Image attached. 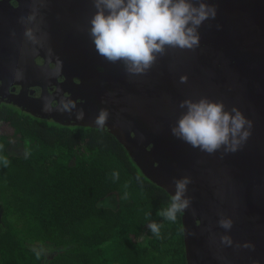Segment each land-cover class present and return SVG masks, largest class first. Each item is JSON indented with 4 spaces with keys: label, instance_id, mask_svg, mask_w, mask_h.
<instances>
[{
    "label": "water",
    "instance_id": "1",
    "mask_svg": "<svg viewBox=\"0 0 264 264\" xmlns=\"http://www.w3.org/2000/svg\"><path fill=\"white\" fill-rule=\"evenodd\" d=\"M84 1L90 21L96 9L93 0ZM208 2L217 13L199 28V46L168 48L146 73L136 75L128 74L122 63H109L95 49L90 66L79 71L82 82L75 85L86 104L77 103L70 115L53 107L42 113L96 125L94 118L106 110L102 127L118 136L145 173L172 194L173 178H190L186 195L191 203L182 211L187 264H264V0ZM53 30L42 27L39 32L50 36ZM16 41L17 47L13 43L5 53L0 37V78L8 83L37 81L47 70L29 46L43 40ZM21 41L27 44L23 52ZM94 59L105 65L104 72ZM201 97L223 101L228 109L235 106L251 121L250 136L235 152L208 154L172 134L184 111L181 101ZM17 104L38 112L31 98ZM81 109L83 119H77ZM222 219L231 220L232 227H221Z\"/></svg>",
    "mask_w": 264,
    "mask_h": 264
},
{
    "label": "trees",
    "instance_id": "2",
    "mask_svg": "<svg viewBox=\"0 0 264 264\" xmlns=\"http://www.w3.org/2000/svg\"><path fill=\"white\" fill-rule=\"evenodd\" d=\"M172 196L111 130L0 103V264H187Z\"/></svg>",
    "mask_w": 264,
    "mask_h": 264
},
{
    "label": "clouds",
    "instance_id": "3",
    "mask_svg": "<svg viewBox=\"0 0 264 264\" xmlns=\"http://www.w3.org/2000/svg\"><path fill=\"white\" fill-rule=\"evenodd\" d=\"M96 9L90 19L89 36L96 52L109 63H122L128 74L146 73L157 57L168 48L194 49L199 46V28L206 20L215 18L217 9L208 0H93ZM35 20V13L21 17V22ZM24 35L35 42L33 28L26 27ZM186 77H181V82ZM74 104L64 105L71 113ZM184 109L172 126V134L193 148L214 154L235 152L250 136L251 121L237 107L228 109L223 101L201 97L185 99ZM81 109L77 119H83ZM106 110H100L94 123L104 126ZM5 166L8 161L4 160ZM118 178L119 173L113 174ZM175 191L170 206L158 213L166 220L175 221L177 213L189 208L191 198L186 195L189 177L173 178ZM224 229L232 227L231 220L219 222ZM147 227L156 236L161 225L150 222ZM231 243L228 237L223 238ZM37 258L40 252L36 253Z\"/></svg>",
    "mask_w": 264,
    "mask_h": 264
},
{
    "label": "flooded vegetation",
    "instance_id": "4",
    "mask_svg": "<svg viewBox=\"0 0 264 264\" xmlns=\"http://www.w3.org/2000/svg\"><path fill=\"white\" fill-rule=\"evenodd\" d=\"M87 7L84 0H0V37L4 39L5 53H10L14 44L17 47L16 40L25 38V28L31 27L43 42L29 48L35 53V61L47 70L40 76L37 74V81L11 82L10 79L8 83V79L0 78V103L17 104L31 98L41 115H50L42 112L49 113L52 107L60 108L61 114L70 115L75 113L74 107L69 114L63 111L65 104H86L87 99L76 94L75 85L82 82L79 71L90 66V57L95 50L89 36ZM33 12L34 21L21 22V17ZM42 27L55 30L46 36L39 32ZM74 35L76 40L71 41ZM26 45L21 41L19 49L23 52ZM16 56H19L18 51ZM94 61L98 70L104 72L105 65ZM6 65H10L8 60Z\"/></svg>",
    "mask_w": 264,
    "mask_h": 264
}]
</instances>
